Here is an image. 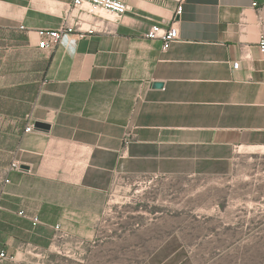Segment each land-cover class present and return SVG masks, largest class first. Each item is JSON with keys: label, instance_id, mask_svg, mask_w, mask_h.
<instances>
[{"label": "crops", "instance_id": "1", "mask_svg": "<svg viewBox=\"0 0 264 264\" xmlns=\"http://www.w3.org/2000/svg\"><path fill=\"white\" fill-rule=\"evenodd\" d=\"M120 1L43 49L73 0H0V264H99L120 178H233L264 212V0Z\"/></svg>", "mask_w": 264, "mask_h": 264}, {"label": "rangeland", "instance_id": "2", "mask_svg": "<svg viewBox=\"0 0 264 264\" xmlns=\"http://www.w3.org/2000/svg\"><path fill=\"white\" fill-rule=\"evenodd\" d=\"M114 189L96 229L99 264H264V212L233 178H120Z\"/></svg>", "mask_w": 264, "mask_h": 264}, {"label": "built area", "instance_id": "3", "mask_svg": "<svg viewBox=\"0 0 264 264\" xmlns=\"http://www.w3.org/2000/svg\"><path fill=\"white\" fill-rule=\"evenodd\" d=\"M181 11V8L179 9ZM128 12V5L120 0H73L63 15V23L56 30L40 31V47L43 49L54 48L65 35L77 33L80 37L98 32L96 25L89 24L88 15L98 16L101 19L111 17L115 21L123 19ZM109 15V16H108ZM149 38H158L163 42L164 50H168L171 44L180 39V30L177 22H173L169 28L154 25L147 33ZM260 47L264 52V35L260 41ZM239 62L234 63V69H238ZM34 124L27 127V131H32ZM13 169H22L20 163L15 162ZM9 182V180H7ZM24 212L22 211L21 214ZM34 224L39 223V218L34 217ZM7 258V254L0 252V262Z\"/></svg>", "mask_w": 264, "mask_h": 264}, {"label": "water", "instance_id": "4", "mask_svg": "<svg viewBox=\"0 0 264 264\" xmlns=\"http://www.w3.org/2000/svg\"><path fill=\"white\" fill-rule=\"evenodd\" d=\"M154 86L155 87H163L164 83L158 81V82L154 83ZM34 125H35V128L42 129V130H49L51 128V124L46 123V122H42V121H37V122H35ZM22 168L23 169H28V166L22 165Z\"/></svg>", "mask_w": 264, "mask_h": 264}]
</instances>
